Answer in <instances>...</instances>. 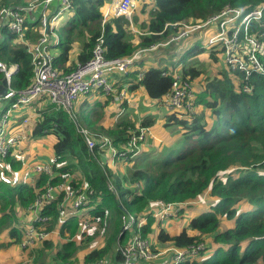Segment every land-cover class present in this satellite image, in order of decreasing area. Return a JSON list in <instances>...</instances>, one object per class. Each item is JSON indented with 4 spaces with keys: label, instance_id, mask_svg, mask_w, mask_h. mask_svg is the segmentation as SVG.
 <instances>
[{
    "label": "trees",
    "instance_id": "1",
    "mask_svg": "<svg viewBox=\"0 0 264 264\" xmlns=\"http://www.w3.org/2000/svg\"><path fill=\"white\" fill-rule=\"evenodd\" d=\"M111 1H71L65 23L57 28L59 44L52 48L56 52L53 66L59 74H69L77 64L89 60L100 35L104 39L106 59L128 57L176 35L182 28L174 24L204 22L226 6L248 12L264 4V0H154L152 9L145 11L148 5L142 4L139 13L133 14L130 21L123 16H110L103 22L105 6ZM20 2L0 0V10L18 7ZM144 14L148 15V20L141 21ZM134 25L138 26V34L131 30ZM250 29L256 31L255 23ZM186 37L167 48L174 51V45ZM16 39L7 27L0 28V61L7 67L16 64V72L10 78L11 86L22 90L31 83L33 70L26 48L9 43ZM205 50L199 43L191 46L179 55L183 57V63L179 65L178 60L176 71L171 70L174 67L163 66L127 73L134 83L130 82L129 90L141 87L147 99L157 101L170 92L176 80L174 76L178 74L191 84L196 111L191 116L185 112L167 113L161 130L155 128L152 119H143L137 128L133 121L123 118L111 129L89 134L94 138H111L113 146L120 151L139 128L153 129L158 137L161 133L152 158L143 167H134L120 176L114 177L98 162L96 149L88 150L80 130L88 127L89 118L69 115L51 103L39 107L33 102L28 106L36 114L31 135L54 137L52 173H36L33 184L22 182L19 187L11 183L13 179L0 180V235L5 232L10 241L19 243L20 225L24 222L17 218L18 210L23 211L24 216L31 214L35 200L44 194L46 187L66 179H70L67 185L71 188H79L83 183L93 192L88 195L90 221L111 216L119 228L111 234L114 249L111 250L109 242L91 249L81 258L76 257L75 253L81 247L76 242V237L81 236L79 222L72 216L60 223V193L37 207L36 214L46 218L43 228L37 220L30 223L37 226L38 231L47 233L58 228L60 234L68 233L67 241L54 243L48 238L36 241L23 264L121 263L120 249L135 233L121 232L120 217L125 212L133 214L137 221L146 217L138 233L151 242L170 244L176 250L209 242L196 258L180 264H264V76L252 73L245 79L244 72L228 70L220 52L209 48L211 62L221 65L215 76L205 79V83H198L201 72L197 66L183 64ZM139 74H142L140 78ZM2 77L0 72V79ZM195 82L197 88H193ZM147 139L153 142V134ZM10 152L5 162L14 171L19 164L12 163ZM127 159L129 162L131 157L128 155ZM121 181L127 182V186L122 187ZM159 201L187 203L186 207L192 208L200 207L197 203L203 201L206 209L195 210V217L188 222V229L194 234H188L186 229L176 234L159 229L156 234L153 207ZM183 214L184 210H181L177 216ZM222 221L226 222L224 229L221 228ZM157 259L146 264H154Z\"/></svg>",
    "mask_w": 264,
    "mask_h": 264
},
{
    "label": "built area",
    "instance_id": "2",
    "mask_svg": "<svg viewBox=\"0 0 264 264\" xmlns=\"http://www.w3.org/2000/svg\"><path fill=\"white\" fill-rule=\"evenodd\" d=\"M72 0H28L25 5L15 8L5 7L0 10L1 28L7 27L8 30L16 36L19 45L26 48L30 56L33 76L31 83L22 90H16L11 86L10 78L16 70V66H5L0 61V72L3 78L7 80V89L2 100H8V106L0 114V159L6 158L11 147L17 145L24 133L18 131V134L10 135L8 122L12 118L13 112L31 105V103L40 98H48L51 104L64 109L69 115H72V106L81 97L91 93H100L105 97L117 94L114 84L110 78L114 73L125 74L135 66L136 60L144 53L155 50L159 47H166L175 43L190 32L208 29V41L202 45L204 48L218 50L221 55L222 63L228 70L244 72V78L255 73L264 76V23L263 8H257L244 13L243 8L224 7L219 13L208 17L204 22L195 24H174L182 29L176 34L171 35L165 41L152 45L147 49L135 52L131 56L115 59H106L104 56V39L102 35L96 38L91 57L83 64H77V68L66 75H61L53 66L52 48L59 44V35L55 29V24L63 12L70 10ZM140 0H112L109 7H106L103 13V22L110 16H123L130 21L138 2ZM39 6L43 10L37 20L36 41L28 42L26 40V17L24 14L32 13ZM7 20L4 24L3 21ZM255 23L256 31L252 32L250 27ZM142 74L138 75V78ZM175 82L168 94L162 98L161 102L168 112H185L189 116L196 111L194 107V96L191 84L186 79H181L177 74L174 76ZM249 90V89H248ZM119 100L125 98L124 90L117 94ZM27 122L16 123L22 126ZM80 132L85 137L86 146L89 151H107L114 157H127L137 152L139 144H143L151 132L147 128H139L133 132L128 141L123 144L120 151H117L109 137L94 138L89 135L86 129ZM31 170L35 173H46L51 175L50 165L43 163L34 164ZM53 191L62 193L61 207L63 202H69L73 210H81L79 217L80 233L90 228L91 216L89 210L91 206V190L86 189L85 185L79 188H71L67 184L59 183L54 186H47L43 195L37 197L33 208L35 210L44 200H50ZM88 195H90L88 197ZM159 206L153 212L156 222H163L167 218H173L184 210L187 203H162L157 202ZM88 210V211H87ZM38 217V216H37ZM121 232H135L128 243L120 249L123 261L117 264H146L148 261L155 260L159 252L152 251L154 243L143 239L139 235V227L145 222L146 217L135 220L133 214L125 212L121 215ZM46 218L38 217V222H45ZM49 233L37 231L32 224L28 226L23 240V246L33 244L34 241L46 239ZM154 249V247H153ZM205 250V243H199L196 246L177 249L173 252L169 264H180L186 260L196 258L201 251ZM96 264H107L104 261H98Z\"/></svg>",
    "mask_w": 264,
    "mask_h": 264
},
{
    "label": "crops",
    "instance_id": "3",
    "mask_svg": "<svg viewBox=\"0 0 264 264\" xmlns=\"http://www.w3.org/2000/svg\"><path fill=\"white\" fill-rule=\"evenodd\" d=\"M28 2V0H21L20 5H25ZM154 0H140L138 2L139 4H153ZM110 4V3H109ZM109 4L106 7H109ZM148 7V6H146ZM146 9V8H145ZM26 17V22H27V31H26V40L29 42H34L36 41L35 37H37V19H35V15L34 13H30L28 12V14L25 16ZM143 15H141V20H143ZM148 20V19H147ZM6 19L3 21V23H6ZM2 25V24H0ZM3 26V25H2ZM1 28V26H0ZM200 35L198 34H193L192 36H188L186 37L183 41H181L177 46L174 45V51H170L168 48L164 49L163 47H159L155 50L152 51H148L147 53H145V66H143L141 68L140 71L145 70L147 68H151V67H159L162 68L164 66V60H165V56H169L172 54H177L178 56L180 54H183L184 52L188 51L189 48L191 46L192 41L197 40V38H199ZM9 43L13 44V45H19L17 40L15 41H10ZM21 46V45H19ZM171 46H169L170 48ZM177 49V50H176ZM75 52L77 50H74ZM56 52L53 51V54H55ZM204 54V52H203ZM208 55V54H207ZM74 58V56H73ZM191 58V57H190ZM215 65L220 66L221 64L216 63ZM214 65V66H215ZM14 66H16V64H14ZM17 67V66H16ZM137 68L136 66L133 68H131L130 70L135 71ZM219 69V68H218ZM131 73V72H130ZM127 77L128 74H126ZM115 89H117L118 87L121 88L119 91H117V94L124 90L125 92V98L119 100V98H117V94L114 95L113 97L108 96L105 97L104 95L100 94V93H91L87 96L81 97L78 102H76L74 104L73 107V112H74V116L76 117H80V116H84L86 114H89V119L90 121H88V129L87 131H89V133L91 135H95L96 132L98 130H107V129H111L114 125H116L119 121L118 118H122L124 115L121 114L120 116H117L119 114V110L122 108L124 109V111H127L129 109L132 110V112H136L139 111L138 105H139V101L142 103L141 106L146 107L144 108L140 114L138 115V117L135 118V125L138 128L139 123L142 122L143 119H152L153 122L156 121V119L158 118V123L154 124L155 128L158 129L159 125H161L162 120H164L162 118L161 121H159V118L162 115H165L168 113L165 106L160 102L161 100H155V101H151L149 99H147L144 96V92L142 90L141 87H137L136 89L133 90H129L128 87L130 85V82L132 81V79L129 77L126 79V77L124 76V74L119 73V74H113L112 76H110ZM3 79V77L1 78ZM133 83V81L131 82ZM134 84V83H133ZM36 104L42 105V106H46L47 103H50V101L48 100V98H40L39 100L35 101ZM89 105V106H88ZM151 105H153V107H150ZM88 106V113L84 114L83 110L84 108ZM140 106V107H141ZM109 107V110H111L110 108L112 107L113 112H106V108ZM151 108L152 112L148 113L149 111L147 109ZM103 109V110H102ZM100 112L99 117L102 115L103 113V118L101 120L97 119V115L96 113ZM146 110L147 113H144V111ZM123 111V112H124ZM3 112V111H2ZM105 112V114H104ZM1 114V113H0ZM25 114V115H24ZM150 114L152 115L151 117H148L147 115ZM35 112L31 109V107H25V108H21L19 110H16L13 112L12 118L10 119V127H9V134L10 135H14V134H18V131H22L24 133V137H22L19 141V143L13 147H11L10 149V153L11 156H13V158H15L16 160H12V163L15 166H18V169L12 171L9 166L7 165V163L5 162V158L0 159V170L5 171V174H9V176H4L3 178V173H0V180H4V181H9V180H14L19 182L20 180H22L23 178L26 179V182L33 184L34 182V176H35V172H33L31 170L32 166L34 164H39V163H45L47 165L51 164L52 161V145L54 143V137L53 136H45V137H34L31 135V129L33 126V122H34V118H35ZM123 115V116H122ZM24 119H27V122L25 124H23V126H19L18 124L16 125V123L22 122ZM123 119V118H122ZM121 119V120H122ZM29 123V124H28ZM43 142H45L46 144L43 145ZM153 143L152 141H148L146 145L147 146L149 143ZM157 144V143H156ZM155 144V146H156ZM22 145L20 148H16L18 146ZM48 148V151H45L43 146H46ZM141 146V147H144ZM16 149H18V152L16 151ZM32 149L33 151H37L38 155L35 156L34 158V162L32 164H28L25 161V152L24 150H30ZM23 150V151H22ZM98 152V156L100 160H103V157H107L108 152L107 151H102L105 152L102 153L101 151H97ZM103 154L104 156L102 157ZM31 162V161H30ZM106 164H103V166L105 167ZM107 170V169H106ZM108 172H111L110 170H107ZM19 179V180H17ZM70 179H66L65 180V184L70 183L69 181ZM25 182V181H24ZM81 186H84L83 183H81ZM59 192L57 191H53L51 194V198H56L59 196ZM159 207L158 205H155L153 207V211H156ZM191 207V206H190ZM188 209H191L189 207H187L186 209H184V214L182 216H175L176 219L173 218H167L165 219L163 222H156L153 225L154 227V231L157 234V231L159 229H164L167 233L169 234H176L179 233L181 230L186 229L188 234H194V231H190L188 229V222L191 218L195 217V211L191 212V215H188L187 219H183V220H179V218H182L183 216L186 215L188 211ZM203 208H195V210H201ZM37 208H35V210L31 211V214H34L36 212ZM30 213V212H29ZM26 214V215H31V214ZM82 211L81 210H73L71 208V205L69 202H63V206H62V211H61V215L59 218L60 223L67 221L68 219H70L73 215L76 216L78 218V222L80 223L79 217L81 216ZM39 215V214H38ZM177 221L179 222V224H177ZM32 223L29 222V225H31ZM181 224V226L179 227V225ZM54 231V230H53ZM5 237L6 240L8 239L10 241V238L8 236V234H6L5 232L2 233ZM50 234V233H49ZM79 234L80 233V229H79ZM48 239H50L52 242L54 241V243L60 241V240H52V237H47ZM4 241V240H3ZM152 243H154V250H156L157 252H159V256L158 259L155 261L154 264H169L170 260L172 259L173 256V252L171 251V245L170 244H165V245H161L156 241H153ZM205 247L207 248L209 246V242L205 241ZM1 244H3V242H1ZM110 263H113L112 261H110Z\"/></svg>",
    "mask_w": 264,
    "mask_h": 264
},
{
    "label": "rangeland",
    "instance_id": "4",
    "mask_svg": "<svg viewBox=\"0 0 264 264\" xmlns=\"http://www.w3.org/2000/svg\"><path fill=\"white\" fill-rule=\"evenodd\" d=\"M141 7H142V3L139 4V5H137V7H136V9H135V11H134L133 14L139 13V10L141 9ZM260 7H262V6H259L257 8H260ZM152 8H153V4H149L148 7L146 9H144V10L147 11V10H150ZM257 8H254L252 10H255ZM42 10H43V6H39L37 9H35L32 12L35 15V19L38 18V16L40 15V13H41ZM252 10H250V11H252ZM246 12L247 11L244 10V13H246ZM66 13L67 12H63L60 15V17H59V20L56 22V24H55L56 31H57V28L60 25H62L63 23H65V21L67 19ZM263 14H264V12H263ZM143 18H144L143 21H146L148 19V15L144 14L143 15ZM131 30L135 34H138V32H139V29H138V26L137 25H134ZM207 31H208V29H203L201 31H193V32H190L189 36H192L193 34L200 35L199 38H197V40L192 41L191 45H194L196 43H199V44H202V45L205 44L208 41V37H209V35L207 34ZM35 39H36V37H35ZM172 44L173 43H171L168 46L163 47V48L166 49L167 47L172 46ZM208 49L209 48H207L205 50L204 54L202 53V54H199L196 57H191V58L188 59L187 63L184 62V64H183L186 67H190V66H193V65L197 66V69L200 70V72H201L200 81L198 83H202L205 79H208L210 76H215L217 74V71H218L217 70L218 69V66L215 65V63L211 62L212 60H210L209 55H207L210 52ZM53 51L54 50L52 49V52ZM214 55L217 56L216 53H214ZM176 56H177V54H172V55H169V56L168 55L165 56L164 66L167 67V68H169V69L172 68V67H174L171 70H175L176 71V69L179 67L178 66V60H179V65H181L183 63L182 62V58L183 57H181V56L176 57ZM144 60H145V53L142 54L136 60V63H135V66L137 68L136 70L140 71L141 68L143 66H145ZM131 71L132 70L128 71L127 73H129ZM127 73L125 72V74H124V76L126 77V79L129 78V77L126 76ZM115 74H119V73H115ZM203 83H205V81ZM197 86H198L197 85V82H195L193 84V88H197ZM153 101H155V100H153ZM75 103L76 102H74V104ZM74 104H73L72 109H71L73 115H74V112H73ZM141 105H142V103L139 101V105H138V108H137L139 111H137V113L136 112H132L131 109H129L127 111H124V109L121 108L119 110V114L117 116H120L121 114H123L124 116L122 115L123 116L122 118H125L127 120H131V121L134 122V124H136L135 123V118L138 117V115L140 114V112L144 108H146V107H143ZM6 106H8V100H2V99H0V113H2V111L5 110ZM88 106H86L84 108V110H83V113L84 114L88 113V111H89ZM40 107H42V105H40ZM150 107H153V105H151ZM110 109L111 110H109V107H107L106 108V112L110 113V112L116 111V110H113L112 107ZM147 110L149 111L148 113L152 112V109L151 108H149ZM98 112L99 113H96V115L98 116L97 119L98 120H101L103 118V113L99 117L101 111L99 110ZM144 113H147L146 110L144 111ZM208 113H209V111H208ZM104 114H105V112H104ZM147 116L148 117H151L152 115L148 114ZM83 117L89 118V114H86ZM120 117L118 118V121L122 119ZM165 117H166L165 115H162L159 118V121H161L162 118L164 119ZM10 121L8 122V128L10 127V125H9ZM157 121H158V118L153 123L154 124H157L158 123ZM128 124H130V123H128ZM159 128H160L159 130H161V125H159ZM84 129H86V127ZM149 130H150V132L154 136L153 143L150 142L147 146H144L149 141V139H145V143L144 144H139V146L137 148V152L134 155H129V157H131V160L129 162H127L128 161L127 157H121V158H119V157H114L112 155H107V157L106 156L103 157L104 156L103 154H101L102 157H103V160H100L99 159L98 162L101 165L106 164L104 168L107 169V170H110L111 171V174L114 175V177L116 175L117 176H120L122 174H126L128 172H131L134 167H137V166L143 167L150 160V158H152V154H155L156 153V150L157 149L155 147V144L159 141L158 138H161V133H159V137H158V135L156 134V131L155 130H153V129H149ZM88 133H89V131H88ZM40 137H45V136H40ZM45 144L46 143L43 142V145H45ZM21 146L22 145H20V146H18L16 148H20ZM141 146H144V147H141ZM43 147H44L45 151H48L47 145L46 146H43ZM16 151L18 152V149H16ZM24 152H25V155H26L25 156V161L28 164H32L34 162V159H35L34 157L38 155L37 151H33L32 149H30V150H24ZM102 153L105 154V152H102ZM13 159L16 160L15 158H13ZM43 164L44 165H47L46 162L43 163ZM3 172H5V171L0 170V173H3ZM2 176L4 178L5 175L3 174ZM17 180H19V179H17ZM24 181L26 182V179L25 178H23L19 182L13 180L11 183H15V185L17 187H19L20 186V183H22ZM6 182H8V181H6ZM121 185H122V187L127 186V182L121 181ZM80 187H83V186H80ZM111 191L116 194V190L112 189ZM189 208H191V209H188L189 212H187L186 215L183 216L182 218H179L180 221L183 220V219H187L188 218V215H191V212L195 211V208H203V209H206L205 206L193 207V208L192 207H189ZM18 211L19 212L17 213V218L19 220H22L24 222L23 224L20 225V227H21V231L20 232L22 233L21 240H20L19 243H14L13 241H9L8 239L6 240V237L3 234L0 235V264H23L27 260V258H28V255H29V252H30V248L36 242V241H34L33 244H28L26 246H23V240H24V237H25V233L28 230L29 222H32L34 220H37L38 221V217L40 215L36 214L37 212H35L34 214L25 215L24 216V212L23 211H20V210H18ZM31 211H33V210H31ZM36 216H38V217H36ZM173 219H176V217H174ZM45 222H43V223L38 222V223H40V227L41 228H43L42 226H44V223ZM177 224H179L178 221H177ZM225 225H226V222L225 221H222L221 228L224 229L226 227ZM180 226H181V224L179 225V227ZM116 228H119V225L118 224H114L113 218L111 216H107L106 219H103V220H97V221H93L92 220L90 222V228H88L87 230H85L84 232H82L81 236L76 237V242L81 247L76 251L75 256L78 257V258H81L85 253L89 252L91 249H93V248H100V247L106 246L107 244H109V242H111V247H110L111 250L114 249V240H113L114 237L111 236V234L114 231V229H116ZM36 230H37V226H36ZM39 231L43 232V230H39ZM67 234L68 233L60 234L58 228H56L54 231L50 232V234L48 236H46L45 238L52 237L51 238L52 240L54 239L55 241L56 240H60L59 242H65V241H67V237H66ZM1 242H3V246H1ZM152 249H153V247H151V250ZM175 250L176 249L174 247L171 248V251L172 252H174ZM258 264H262V263H258Z\"/></svg>",
    "mask_w": 264,
    "mask_h": 264
},
{
    "label": "water",
    "instance_id": "5",
    "mask_svg": "<svg viewBox=\"0 0 264 264\" xmlns=\"http://www.w3.org/2000/svg\"><path fill=\"white\" fill-rule=\"evenodd\" d=\"M7 89V80L5 78L0 79V99L4 96Z\"/></svg>",
    "mask_w": 264,
    "mask_h": 264
},
{
    "label": "clouds",
    "instance_id": "6",
    "mask_svg": "<svg viewBox=\"0 0 264 264\" xmlns=\"http://www.w3.org/2000/svg\"><path fill=\"white\" fill-rule=\"evenodd\" d=\"M52 53H53V52H52ZM53 56H54V54H53ZM11 65H14V64H11ZM8 67H9V66H8ZM16 69H17V68H16ZM15 72H16V70H15ZM15 72H14V73H15ZM14 73H13V74H14ZM202 202H203V201H201V202H199V203H197V204H198L199 206H205ZM89 214H90V213H89ZM73 216H74V215H73ZM205 249H206V247H205Z\"/></svg>",
    "mask_w": 264,
    "mask_h": 264
}]
</instances>
